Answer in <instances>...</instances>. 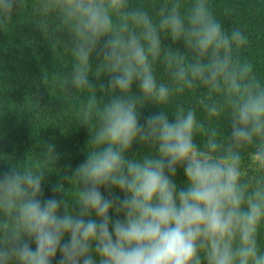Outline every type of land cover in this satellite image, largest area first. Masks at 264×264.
<instances>
[{"label": "clouds", "instance_id": "obj_1", "mask_svg": "<svg viewBox=\"0 0 264 264\" xmlns=\"http://www.w3.org/2000/svg\"><path fill=\"white\" fill-rule=\"evenodd\" d=\"M21 3L0 0V24ZM39 11L72 37L74 63L59 86L95 92L90 58L102 54L110 99L88 97L92 147L64 178L77 186L74 200L62 182L44 199L42 168L0 173V264H53L57 253L56 264H264V82L234 54L246 36L227 31L208 0L152 10L130 0H41ZM186 90H200L205 119L194 107L165 109ZM146 104L160 111L141 123ZM134 142L147 153L130 155ZM45 152L56 159L53 145Z\"/></svg>", "mask_w": 264, "mask_h": 264}, {"label": "trees", "instance_id": "obj_2", "mask_svg": "<svg viewBox=\"0 0 264 264\" xmlns=\"http://www.w3.org/2000/svg\"><path fill=\"white\" fill-rule=\"evenodd\" d=\"M40 2L23 0L14 7L12 20L0 24V173L17 165L42 168L45 171L43 198L53 196V186L62 182L70 200H74L77 186L74 181L68 182L64 178L74 174L86 160L88 147H92L89 140L95 130V121L84 124L83 113L89 96L95 95L98 104L110 99L100 87L107 85L109 77L98 69L102 54L93 53L90 80L95 92L59 86L58 78L70 74L74 63V57L68 50L72 46V37L59 27L54 16L41 15ZM130 2L134 6L146 5L152 10L163 0ZM208 3L227 31L239 29L246 36V44L235 48L234 54L242 62L251 64L253 74L264 82V0H208ZM162 42L167 47L181 50L184 47L182 41L173 43L167 37ZM155 71L158 79L168 81L161 65L156 64ZM43 77H47L46 83ZM132 91L138 92L135 84ZM200 94V90H186L173 96L165 109L171 112L178 105L194 107L198 117L205 119L206 114L197 104ZM158 111V105L146 104L141 109V123L146 116ZM225 127H228L227 122L220 120V130L224 131ZM194 139L197 144L201 142L199 136ZM49 144L54 146L56 159L45 152ZM148 150L147 146L134 142L129 154L142 156ZM252 172L254 168L249 166V173ZM184 179L183 170L178 169V185ZM114 191L123 195L118 190ZM110 215L115 218L114 213L110 212ZM261 244L264 246V234ZM56 259L53 264H56Z\"/></svg>", "mask_w": 264, "mask_h": 264}]
</instances>
